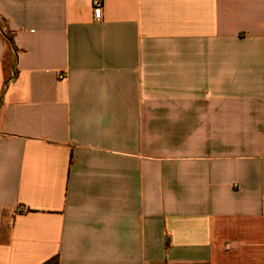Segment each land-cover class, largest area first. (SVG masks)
I'll return each instance as SVG.
<instances>
[{"label": "crops", "instance_id": "1", "mask_svg": "<svg viewBox=\"0 0 264 264\" xmlns=\"http://www.w3.org/2000/svg\"><path fill=\"white\" fill-rule=\"evenodd\" d=\"M103 3L0 0V264H264V0Z\"/></svg>", "mask_w": 264, "mask_h": 264}, {"label": "built area", "instance_id": "2", "mask_svg": "<svg viewBox=\"0 0 264 264\" xmlns=\"http://www.w3.org/2000/svg\"><path fill=\"white\" fill-rule=\"evenodd\" d=\"M103 8H104L103 0H91V11H92L93 19L96 22L102 20Z\"/></svg>", "mask_w": 264, "mask_h": 264}, {"label": "trees", "instance_id": "3", "mask_svg": "<svg viewBox=\"0 0 264 264\" xmlns=\"http://www.w3.org/2000/svg\"><path fill=\"white\" fill-rule=\"evenodd\" d=\"M0 27H1V23H0ZM3 37L9 42L10 39L9 37L5 34L3 35ZM14 78V74L12 75V77L10 78H6L5 79V83H4V88H3V91L5 90V88L7 87L8 83L10 80H12ZM46 264H57V259L56 258H53L52 260H50L49 262H47Z\"/></svg>", "mask_w": 264, "mask_h": 264}]
</instances>
